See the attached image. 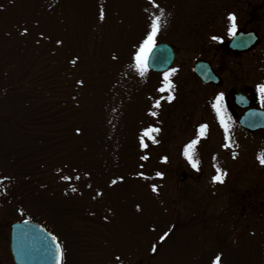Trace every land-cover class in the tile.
Returning <instances> with one entry per match:
<instances>
[{
  "label": "rangeland",
  "instance_id": "obj_1",
  "mask_svg": "<svg viewBox=\"0 0 264 264\" xmlns=\"http://www.w3.org/2000/svg\"><path fill=\"white\" fill-rule=\"evenodd\" d=\"M154 2L159 9L148 0H0V264H15L10 227L24 219L56 236L62 264H213L216 255L264 264V131L242 130L233 102L252 88L264 108V0ZM160 9L156 44L177 53L171 102L158 91L163 73L129 67ZM229 14L236 28L259 32L251 50L224 48ZM197 58L222 86L201 83ZM221 94L228 141L213 108ZM201 124L194 169L183 149ZM149 127L160 129L150 134L157 143L145 137L141 149ZM214 165L227 173L222 184L211 181Z\"/></svg>",
  "mask_w": 264,
  "mask_h": 264
},
{
  "label": "water",
  "instance_id": "obj_2",
  "mask_svg": "<svg viewBox=\"0 0 264 264\" xmlns=\"http://www.w3.org/2000/svg\"><path fill=\"white\" fill-rule=\"evenodd\" d=\"M259 40L255 30L245 31L237 29L224 43V48L234 52H245L254 47ZM176 59V52L172 45L159 43L155 45L148 58V69L163 72L172 67ZM192 71L204 84L222 86L224 79L218 75L212 64L201 58L193 61ZM234 100L245 110L239 116V125L255 132L264 129V109L252 107V100L247 91L239 90L234 94ZM43 225L24 219L11 224L10 249L15 264H57L56 244L58 239ZM61 248V246H60ZM62 251V249H61ZM62 264V259L59 261Z\"/></svg>",
  "mask_w": 264,
  "mask_h": 264
},
{
  "label": "snow or ice",
  "instance_id": "obj_3",
  "mask_svg": "<svg viewBox=\"0 0 264 264\" xmlns=\"http://www.w3.org/2000/svg\"><path fill=\"white\" fill-rule=\"evenodd\" d=\"M148 2L151 4V6L153 8H157L159 9V5H157L154 0H148ZM147 11V9H146ZM160 15H152L150 18V22L148 24V30L147 33L145 35V37L143 38V40L140 42L139 47L136 49V51L132 54V64L129 65L130 68H133L137 73H139V75L144 76L147 69H148V58L149 55L152 53L153 49L155 48L156 45V36L158 34V32L160 31L161 28V24H162V17H163V10L160 9ZM99 19L101 21H103L105 19V13L103 8L100 9V13H99ZM228 20L230 22V27H229V33L230 34H234L235 33V29H236V23H235V16L232 14H229L228 16ZM24 32H27V29L24 30ZM213 40H217L218 37L213 36L212 37ZM57 44H61L62 41L57 40L56 41ZM77 59L78 58H73L70 63L75 65L77 63ZM113 59H117L116 56H113ZM177 69L176 68H172L170 70H166L163 73V81H162V86L158 89V91L160 92H165L166 90L168 91V95H167V100L169 102H171V100L174 98L172 95V92L175 88V85L172 83V81L170 80V77L172 75H174L176 73ZM77 84L83 86V81L82 80H77L76 81ZM258 90L261 93V99L262 101H264V85H259L258 86ZM222 100V94L218 95L216 97V103L213 104V108L216 110L217 113V117L219 118L220 121V125L221 127L224 129V133H225V141L229 140V136H228V131H229V126L228 123L226 122L223 114H222V106L220 105V101ZM160 107V100H156L153 108H159ZM150 115L152 116H156L157 113L155 111H150L149 112ZM207 129H208V125L206 124H201L199 125L198 131H197V137L195 139H192L189 143H187L184 146L183 149V155L185 156V158L188 160V162L191 164V166L196 169L198 168V163L199 161L196 160L194 158L195 156V149H196V145L198 144V141L201 137L206 136L207 134ZM80 129L77 128L76 129V133L80 134ZM160 131L159 128H155V127H149L147 129H145L141 136L139 137L140 140V147L141 149L147 148L148 145L145 143L144 138L148 137L149 139L152 140V143H157V141L150 135L151 133H158ZM224 147H230L229 144H225ZM233 157L235 158V153H233ZM149 157L147 155H142L140 157L141 160H147ZM166 161V157L163 158ZM257 160L260 163L261 166H264V153L258 154L257 155ZM215 167L216 170V174L212 176L211 181L213 184L215 183H224V177L227 175L226 172H224L221 168L219 167ZM85 175H88L87 173H85ZM140 176L143 177V173H139ZM156 176L160 177L162 176V173L157 172ZM62 180L64 181H68L71 178L69 176H61L60 177ZM4 179H8V177H4ZM75 179L79 180L80 177L76 176ZM120 180H122L123 178L120 177ZM112 184H116L117 180H112L111 181ZM152 191L156 192L157 191V187L155 185H152ZM72 192H76L77 189L75 187L71 188ZM97 196L102 195V193H100L99 191H97L96 193ZM138 210H139V206H137ZM169 236V232L166 231L163 233V235L160 236V241H164L166 239V237ZM52 240L55 241L56 238L52 237ZM150 251L152 253H156L157 252V246L156 245H152ZM56 259H57V264H59V261L62 259L63 253L61 251L60 245L56 244ZM116 261H120L121 258L119 256L115 257ZM122 264V262H121ZM213 264H221V256L220 255H216V257L213 260Z\"/></svg>",
  "mask_w": 264,
  "mask_h": 264
},
{
  "label": "flooded vegetation",
  "instance_id": "obj_4",
  "mask_svg": "<svg viewBox=\"0 0 264 264\" xmlns=\"http://www.w3.org/2000/svg\"><path fill=\"white\" fill-rule=\"evenodd\" d=\"M245 90H247L248 92H249V94H250V97H251V99H252V105H255V102H256V98H255V92H254V89H252V88H246ZM225 101L226 102H229V100H228V97L225 99Z\"/></svg>",
  "mask_w": 264,
  "mask_h": 264
}]
</instances>
